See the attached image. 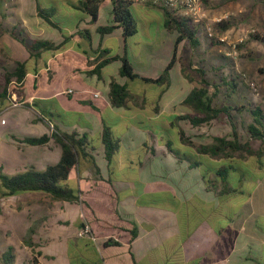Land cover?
I'll return each instance as SVG.
<instances>
[{
    "label": "crops",
    "instance_id": "crops-1",
    "mask_svg": "<svg viewBox=\"0 0 264 264\" xmlns=\"http://www.w3.org/2000/svg\"><path fill=\"white\" fill-rule=\"evenodd\" d=\"M68 1L75 9H79L76 4L80 0ZM34 2L32 22L25 20L14 26L16 33L26 37L27 47L15 53L8 50L10 59L5 60L9 63L8 67L0 62V67L4 70L3 73L0 72V169L10 175L29 169L43 171L59 162L62 155L61 144L51 137L45 144L33 145L24 141V137L50 135L53 131H77L80 134L89 133L91 139L94 134L99 135L102 142L104 120L113 129L119 122L126 120L127 125L121 133L115 129L121 135L122 143L132 148L138 141L139 146L145 148L148 157H153L145 146V143L150 145V139H146L148 132L136 126L135 122L143 118L158 120L164 113L178 112L176 105L170 104L173 70L171 85L161 96L158 103L160 110L157 113L154 112V99L157 98L154 84L120 75V60L102 67L101 77L92 71L102 53L109 57L126 52L139 73L152 78L160 76L172 59L177 36L176 32L164 27L163 8L151 3H133L132 8L141 6L144 11L140 13L141 17L138 15L139 18L149 17L156 9L163 12V17L157 21L146 42L129 45L131 36L124 35L122 26L105 34L98 31L99 26L114 22L112 0L102 1L95 22L80 9L81 13L74 26H62L58 22L63 33L38 14L37 0H32L33 4ZM85 28H89L92 33V49L96 51L94 54H90L88 40L78 34V30ZM26 32L32 36H44L40 39L50 40L57 47L31 50L29 44L32 38H28ZM47 33L50 34L49 37ZM2 45L6 47V43ZM184 48L185 42H182L173 68L176 67L178 78L181 79L180 90L190 88V92L193 84L182 74L181 56ZM19 62L24 63V78L17 81L11 75L8 81V73L15 72ZM113 78L135 92L137 99L133 101L132 108L112 105L110 82ZM142 84L145 85L142 93L132 89H137ZM69 89L74 91L67 93ZM148 95L153 99L149 100ZM185 97L179 99L180 103ZM100 149L102 157L106 159L104 144ZM96 150L95 148L94 155L97 161ZM103 164L104 168L99 166L100 174H96L94 168L85 169L81 173L77 167L72 169L75 171L76 184L73 188L80 190L78 202L54 199L42 192L0 197V231L7 238V247H12L15 254L13 264H264V228L252 225L248 230L241 225L234 233L235 239L229 242V246H225L220 244L222 229H216L207 219L200 221L188 233L189 231L184 232V228L182 229L180 216L170 210L174 213L173 226L176 229L174 245L170 244L167 250L164 233L159 228L160 223H156L155 215L141 211L142 208L148 209L153 205L141 198L152 192L146 190L155 183L150 172L147 171L146 174V170L140 165L139 178L137 175L131 181H121L111 176L114 171L108 160L106 162L103 159ZM99 178L112 184L114 189L130 187L131 193L128 198L116 202L113 213L93 209L95 219L92 221L84 209V194L92 190L93 181ZM141 186L143 189L140 190ZM206 192L210 194L211 191ZM176 195L180 196L178 192ZM140 199L143 200L142 204ZM211 199L213 198H206L204 201L213 203ZM158 216L162 217L161 220L165 219V215ZM84 221L90 224L95 239L89 235L78 236ZM10 234L16 238L9 239ZM173 247L176 248L172 252ZM34 256L36 262L33 260Z\"/></svg>",
    "mask_w": 264,
    "mask_h": 264
},
{
    "label": "rangeland",
    "instance_id": "rangeland-1",
    "mask_svg": "<svg viewBox=\"0 0 264 264\" xmlns=\"http://www.w3.org/2000/svg\"><path fill=\"white\" fill-rule=\"evenodd\" d=\"M38 1L41 6L47 7L48 9L52 7L56 8V12H54L53 15L54 19L59 22L60 25L72 27L77 23L78 15L81 11L75 9L68 0ZM34 5L35 2L33 4L32 0H0V62L5 67L9 66V63H6L5 60L10 59V53H15L17 50L23 49L26 46L25 41L17 36L18 33H16V30L13 32V28L18 23L22 24L25 20L32 22L33 17L31 11L34 10ZM205 8L210 17V22H212L211 25L214 26L213 35L210 36L205 30H200L199 36L202 40V44L198 48H193L190 43L185 42V48L181 56L183 60L182 63L194 74H197L198 68L205 69L208 78L219 84H222L220 83L222 82L221 76L228 74L238 76L240 85L235 93H233L228 86L222 84L220 87L221 91L215 101L217 105H222L224 102H251L253 104H260L264 108V0H205ZM141 9V6H134L131 9L134 19L138 20V32L131 36L129 45L146 42L149 33H153L157 21L163 17V12L160 9H156V11L150 13L149 17L143 16L139 18L141 17L140 13L144 12ZM222 15L226 16L224 20H229L231 23V26L227 30H223L216 25L214 18ZM35 26L36 25H34V27ZM254 32L260 35L259 39L252 37V33ZM26 34L28 38H32L31 40L44 37L36 34L32 36L29 32H26ZM47 35L48 37L50 36L49 33H47ZM210 37H215L224 43L212 45L210 43ZM4 43H6V47L2 45ZM222 65L224 67H221ZM217 67L220 69H217ZM172 70L170 104L171 106L176 105V110L178 112L185 113L189 111V108L181 104L179 99L186 96L190 88L180 90L179 82L181 79L178 78L176 67ZM0 72H4L2 67H0ZM189 85L191 86V84ZM132 86L133 85H131V87ZM132 89L142 93V91L145 90V85H138L137 89L136 87ZM211 90H214L213 86ZM148 97L149 100L152 99L151 95H148ZM233 113L235 114V120L238 121L237 130L240 137L246 140L249 135L246 124L251 122L252 116L248 112H244V114H238L237 112ZM138 120H144L145 124H150L152 126V121L146 118ZM158 120L166 119L160 118ZM125 125H127V122L123 120L118 123L115 129L121 133V131L125 129ZM232 129L229 119L225 116H221L212 126L204 128L201 131L202 133L197 135L199 136L198 140H210L214 134L229 135L232 133ZM189 132L195 134L193 129L189 130ZM175 133L176 129L174 128L171 130L170 134L173 135L172 140L174 146L179 148L181 144L177 136H175ZM148 135L146 139H150L149 143L151 145L153 144L152 138L154 137L149 133ZM91 140L97 149V162L99 166L104 168L103 159L106 162L107 159L102 157L100 146L103 144L100 141L99 135L94 134ZM147 157L148 154L145 148L139 146L138 141L132 148H128L123 142L120 152L110 165L114 171L111 173V176L121 181H131L137 178V175L139 178V175L141 176L139 162H143L142 167L146 170V174L148 173L147 171H149V175L153 177L151 179L155 180V183L149 185L146 190L155 191L159 195L147 196L145 198L146 201L155 202L156 206L152 205V207L148 209L142 208L141 211H148L155 215V221L156 223H160L159 228L161 232L164 233V241L167 250L170 244L174 245L176 227L173 226L175 223L173 221L174 213L162 208L163 202L165 203L164 205H169L165 196H162L164 195L162 193L164 190L171 192L177 190L180 195L177 197L186 202V204L183 205L185 207L182 206L180 209L179 215L181 219L185 217L189 219V227L194 226L201 218H206L216 229H222L220 238V244L222 245H230L229 242L232 241L234 233L236 234L241 225L248 230H250L252 225H257L259 229L264 228V168L258 169L257 180L246 179L239 183L238 188L241 189L242 192H237L228 198L220 199L215 192L211 191L210 194L206 192L200 179L199 169L189 168L188 162H180L171 153L164 154L161 150H159L156 156L151 158ZM138 170L139 173H137ZM0 173H4L3 169H0ZM146 174L142 173V175ZM74 176L75 171H72L70 177L62 181V183L70 187H76ZM93 183L94 186L89 193L85 189V182L83 187V192L86 191L84 194L86 198L84 209L86 213L89 214L92 221L95 219L92 215L93 209L100 212L113 213L116 202L128 198L131 193L130 187L114 189L112 184L100 178L93 181ZM171 183H173L174 186ZM141 189H143L142 186L140 187V190ZM177 192H175V194ZM249 192H252L251 195H248ZM194 195H198L199 199H197V196L194 197ZM206 198H213L211 199L213 203L210 202L211 205L215 207L213 212H211V208L202 202ZM201 199L203 200L201 201ZM157 203H159V205ZM159 214L165 215V219L161 220L162 217H159ZM104 225L107 226L109 224ZM259 232L261 233V230H259ZM10 238L15 239L16 236L10 234L9 239ZM6 243L7 238L4 236V233L0 231V261L2 253L5 250H9ZM175 248L176 247H173L172 252Z\"/></svg>",
    "mask_w": 264,
    "mask_h": 264
},
{
    "label": "trees",
    "instance_id": "trees-1",
    "mask_svg": "<svg viewBox=\"0 0 264 264\" xmlns=\"http://www.w3.org/2000/svg\"><path fill=\"white\" fill-rule=\"evenodd\" d=\"M103 0H80L76 7L82 10L86 15L90 16L91 21L95 22L98 19L100 5ZM114 22L111 25L99 26L98 31L101 34L112 32L117 26H122L125 36H132L137 33L138 25L132 14L133 2L130 0H112ZM38 14L43 17L54 27H59V23L54 19V8L46 9L37 0ZM164 11V27L169 31L177 33L175 47L172 59L167 64L160 76L156 78L146 77L139 73L131 59L125 52L123 55L115 54L109 57L100 56L99 61L92 73L102 76V67L105 65L120 60L122 65L120 75L128 79H139L146 84H154L156 87L154 99V112L160 110L158 105L163 93L171 85V70L178 60L179 46L182 42H188L193 48H198L202 44L199 36L200 30H204L200 24L196 23L191 17L176 13L173 9L163 8ZM223 30H227L231 23L229 20H223L216 23ZM14 29V28H13ZM15 29L13 30V32ZM63 33V31L61 30ZM80 36L88 40L90 54L96 53L92 49V33L89 28L78 30ZM19 36L25 43L26 37L19 33ZM66 37V36H65ZM252 37L259 39L258 33H252ZM212 45L224 43L215 37H210ZM57 46L50 40L36 38L29 44V48L34 51L42 49H52ZM241 47V46H239ZM24 63L19 62L17 70L12 74L8 73L7 80H10L11 75L17 81H21L25 76V71L22 70ZM221 67H224L223 65ZM217 69H220L217 67ZM197 74L188 70L187 66L182 63V74L193 84L192 89L181 101V104L187 106L189 111L185 113H164L161 118L166 120H150V124H145L144 120H136L135 124L146 130L153 139V144L145 143L147 151L151 152L152 156H156L159 150L164 154L171 153L178 161L188 162L190 168H198L200 177L207 191H213L220 199L228 198L229 196L242 192L238 188L240 182L246 179L257 180L258 169L264 168V108L260 104L246 103H231L224 102L222 105L215 103L223 85L228 86L233 93L236 92L240 85L238 76L228 74L221 76L219 84L208 78L207 72L203 68H198ZM224 73V72H222ZM223 75V74H222ZM214 90H211V87ZM137 96L131 91L128 85L121 84L115 78L110 82V100L114 107L132 108L133 101ZM137 99V98H136ZM153 99V98H152ZM145 104V100L143 102ZM244 114L248 112L252 116L251 122L246 124L248 138L241 139L237 130L238 121L235 120V114ZM227 117L232 125V133L229 135L214 134L210 140H198L202 130L212 126L220 117ZM102 129V142L105 148V157L109 165L120 152L122 146L121 135L112 128V126L104 120ZM176 129L175 136L180 141L181 147L174 146L172 140L173 135L170 134L172 129ZM193 129L195 134L189 132ZM51 137H54L62 146V155L58 163L50 165L47 169L41 171L37 169H29L24 172L13 175L0 173V197H9L19 195L25 192H42L51 195L54 199L68 200L78 202L80 200V190L70 187L62 183L67 180L73 168L77 167L81 173L85 169L94 168L96 174H100V167L97 164L94 155L95 146L90 138L89 133H78L73 131L60 132L53 131L52 134H44L41 136H28L23 140L29 144H45ZM200 139V138H199ZM258 143V144H255ZM162 145L163 147L159 148ZM143 165V162H140ZM168 200L169 205H164L162 208L173 211L179 215L180 209L186 204L177 197L175 192L164 190L162 192ZM249 192L248 195H251ZM159 195L157 192H150L149 196ZM198 195H194V197ZM146 196H142L145 199ZM140 199V204L143 200ZM203 199H201L202 201ZM172 201V202H171ZM167 202V203H168ZM206 206L214 211V207L210 202L202 201ZM159 205V203H157ZM154 206L155 202L153 203ZM185 207V206H183ZM180 216V215H179ZM181 217V216H180ZM206 218H201L204 221ZM182 229L184 232L190 233L194 226H188L189 219L180 218ZM89 224L84 221L82 226ZM90 225V224H89ZM90 234L94 235L90 226ZM90 236V235H89ZM95 236V235H94ZM15 254L12 247L1 255L0 264H13ZM34 262L37 261L34 256Z\"/></svg>",
    "mask_w": 264,
    "mask_h": 264
},
{
    "label": "built area",
    "instance_id": "built-area-1",
    "mask_svg": "<svg viewBox=\"0 0 264 264\" xmlns=\"http://www.w3.org/2000/svg\"><path fill=\"white\" fill-rule=\"evenodd\" d=\"M133 3H151L162 8L173 9L176 13L191 17L196 23L200 24L201 27L210 36L213 35V27L210 22V17L205 8V0H130ZM226 16L222 15L215 17V21L221 22ZM226 19V18H225ZM73 89H69L66 92L71 93ZM17 105V103H15ZM91 229L89 224H85L78 231V236L90 235L95 239V236L90 234Z\"/></svg>",
    "mask_w": 264,
    "mask_h": 264
}]
</instances>
